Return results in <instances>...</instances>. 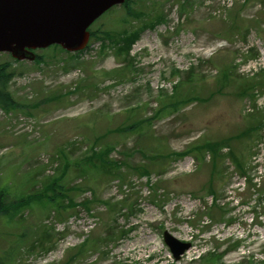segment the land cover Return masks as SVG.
Listing matches in <instances>:
<instances>
[{
	"label": "rangeland",
	"instance_id": "374dc122",
	"mask_svg": "<svg viewBox=\"0 0 264 264\" xmlns=\"http://www.w3.org/2000/svg\"><path fill=\"white\" fill-rule=\"evenodd\" d=\"M243 1L131 0L146 13L112 8L91 27L85 51L38 49L40 62L0 53V65L15 71V101L28 106H0V190L8 201L40 198L65 156L63 184L87 187L95 173L82 160L98 136V149L112 143V158L150 170L141 176L125 166L123 186L120 177H98L105 182L91 214L81 204L60 211L37 199L18 215L1 213L0 264H264V0ZM230 2L245 25L226 14ZM158 13L164 21L156 23ZM147 117L141 131L117 129ZM86 190L70 194L80 203L91 197ZM125 196L132 210L114 214L103 202ZM112 225L131 229L112 239ZM166 230L192 243L178 262Z\"/></svg>",
	"mask_w": 264,
	"mask_h": 264
},
{
	"label": "water",
	"instance_id": "95a60500",
	"mask_svg": "<svg viewBox=\"0 0 264 264\" xmlns=\"http://www.w3.org/2000/svg\"><path fill=\"white\" fill-rule=\"evenodd\" d=\"M124 0H0V52L34 60L31 49L59 44L69 51L85 48L87 28L111 6ZM165 242L175 258L191 247L170 232Z\"/></svg>",
	"mask_w": 264,
	"mask_h": 264
},
{
	"label": "trees",
	"instance_id": "16d2710c",
	"mask_svg": "<svg viewBox=\"0 0 264 264\" xmlns=\"http://www.w3.org/2000/svg\"><path fill=\"white\" fill-rule=\"evenodd\" d=\"M246 1V0H245ZM130 1H126V5L128 7V10H131L130 7ZM227 8L229 10H227V12L229 11V16L232 18V20L234 21V23H238L241 21H236L237 17H239V15H235L238 14L236 13V5H233L231 7ZM136 15H140L143 13L142 10L138 11H134ZM159 16L157 17H161V14H158ZM163 17V16H162ZM125 33L129 34L130 32L128 30L124 31ZM109 37L111 36L110 34L108 35ZM8 63L5 64H1L0 65V106L3 109H14L15 107H28L24 104H18L13 95L12 92L10 90V81L12 80L13 76L15 75V71L9 69L8 67ZM229 68H227L225 71H222V76L220 78V82L221 83H225L229 84L231 81V76L232 73L228 70ZM228 70V71H227ZM190 76V75H188ZM220 85V84H219ZM254 84H250V85H244L245 88H242L243 91H241L240 93L245 94L247 90L251 91V89L253 90ZM181 87V86H180ZM255 87V86H254ZM175 88H178V86L176 85ZM220 89H222L221 85H220ZM178 89H176L177 91ZM248 91V92H249ZM60 95L55 96V98H58ZM184 101V99H181L180 101L177 100H173L170 103H167L163 106V108H161L159 111L156 112V115H158L160 113V111H164V109L166 110L169 107L172 108H177V106L180 104V102ZM153 117H147V118H138L134 121L133 124L128 125V126H124V127H119L117 129H119V131L121 132H125V131H141L145 124H148L151 122V119ZM100 136H98L94 142V144L91 145L90 151L84 155L83 157V162H85V167L87 168V170L89 172H94L95 173V177L90 178L88 181H86V185L85 186H77V185H72L70 187H66L63 184V181L66 177V175L68 174V172L70 171V167H71V163L68 161V159L65 156V161L62 165V168L60 170V173L58 176L52 177L50 179H48L46 181V183L43 186L42 191H40L42 194L40 195V198H37L35 195L34 196H29L27 199H20L16 202H10L7 199V192L6 189L0 190V213L3 214H7L10 217L13 215H18V212L21 211V209L28 204V202H30L31 200L37 199L39 202L41 203H47V204H52L53 206H55L58 210L62 211V210H67L68 208H75L77 206H79V204L82 205V207L84 209H86V211L91 214L94 210V208H92V206L94 205L95 202H99L101 200V198L98 195V190L99 188H101V185L104 184V180L102 181V179L98 178L101 176H113V177H120V179H122V183L125 180V177L127 176L126 174H123V170L125 166H128L130 168H133L132 166H130L128 163L126 162H120L117 159L112 158V152L115 150V145L112 143H108L105 146H103V148H99L96 147V144L98 142V138ZM239 165H241V163H239ZM136 171H138L141 176L144 175H150V170L148 167L144 166V165H139L135 168ZM85 189L86 192H90L91 193V197H87L85 198L82 202L78 203L75 200V197L72 196V193H75L76 191L80 190L81 192L84 191ZM69 190V192H68ZM45 197V198H44ZM106 205V207L108 208V210L111 213L116 214L117 212L124 210L125 208H129L132 209L133 208V204L130 203V198L128 197H124L122 198L120 201L118 202H114L111 200H105L103 201ZM113 226V225H112ZM129 230L126 229H122V230H118V228H116L115 226H113L110 230V232L108 233L110 238H114L115 236L118 238H123ZM91 240L85 241L80 247L82 250L83 247V251L85 250V247L88 245V243ZM91 245L93 246L95 244V240L92 239V241L90 242ZM82 251V252H83ZM214 255V256H213ZM211 260H215L218 262L219 260H221V256H217L216 254H210L209 257Z\"/></svg>",
	"mask_w": 264,
	"mask_h": 264
}]
</instances>
